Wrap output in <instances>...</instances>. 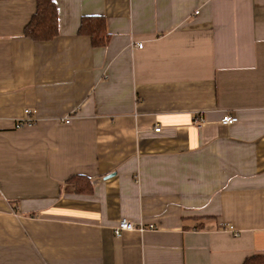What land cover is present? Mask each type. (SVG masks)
Returning <instances> with one entry per match:
<instances>
[{
    "label": "crops",
    "instance_id": "obj_1",
    "mask_svg": "<svg viewBox=\"0 0 264 264\" xmlns=\"http://www.w3.org/2000/svg\"><path fill=\"white\" fill-rule=\"evenodd\" d=\"M54 1L36 42V0H0V264L264 255V0ZM98 15L96 49L78 31ZM121 219L156 229L117 238Z\"/></svg>",
    "mask_w": 264,
    "mask_h": 264
},
{
    "label": "trees",
    "instance_id": "obj_2",
    "mask_svg": "<svg viewBox=\"0 0 264 264\" xmlns=\"http://www.w3.org/2000/svg\"><path fill=\"white\" fill-rule=\"evenodd\" d=\"M59 12L54 0H36V13L28 22L24 37L36 42L53 41L60 33ZM79 36L89 37L93 48L106 47L111 36L107 31V22L104 16H84L78 31ZM75 192L90 195L93 191L92 179L75 176L69 179ZM244 264H264V255H255L247 259Z\"/></svg>",
    "mask_w": 264,
    "mask_h": 264
},
{
    "label": "built area",
    "instance_id": "obj_3",
    "mask_svg": "<svg viewBox=\"0 0 264 264\" xmlns=\"http://www.w3.org/2000/svg\"><path fill=\"white\" fill-rule=\"evenodd\" d=\"M136 47L138 49H142L143 43L136 45ZM33 113H34L33 110H26L25 114H26L27 118L24 120H20L18 122L19 127H30L31 125H34L33 124L34 120L31 118ZM193 119H194L195 125L198 126L199 128H201L203 125V122H204V118L201 115H197V116H194ZM238 120L239 119L236 116L225 114L221 117L220 124L222 126L229 127V126L237 123ZM69 122H70L69 120L65 121V123H67V124H69ZM159 130H160V128H157L155 131L159 132ZM155 229H156V227H154L153 225H149V227H148V226H144L142 224H137L135 222L133 223L127 219H121L120 223L114 228L113 232H114V236H116L117 238H120L124 232H134V231L146 232V231L155 230Z\"/></svg>",
    "mask_w": 264,
    "mask_h": 264
},
{
    "label": "water",
    "instance_id": "obj_4",
    "mask_svg": "<svg viewBox=\"0 0 264 264\" xmlns=\"http://www.w3.org/2000/svg\"><path fill=\"white\" fill-rule=\"evenodd\" d=\"M113 175H114V174L108 175V176H106V178L112 177Z\"/></svg>",
    "mask_w": 264,
    "mask_h": 264
}]
</instances>
